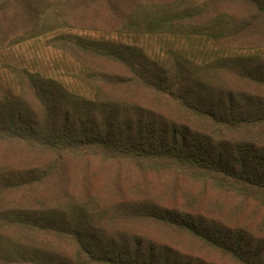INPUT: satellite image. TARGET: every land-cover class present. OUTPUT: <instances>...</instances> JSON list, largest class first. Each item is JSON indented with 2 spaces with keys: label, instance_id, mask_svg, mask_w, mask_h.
Listing matches in <instances>:
<instances>
[{
  "label": "trees",
  "instance_id": "trees-1",
  "mask_svg": "<svg viewBox=\"0 0 264 264\" xmlns=\"http://www.w3.org/2000/svg\"><path fill=\"white\" fill-rule=\"evenodd\" d=\"M57 27L75 81L0 102V264H264V0H0V49Z\"/></svg>",
  "mask_w": 264,
  "mask_h": 264
},
{
  "label": "rangeland",
  "instance_id": "rangeland-1",
  "mask_svg": "<svg viewBox=\"0 0 264 264\" xmlns=\"http://www.w3.org/2000/svg\"><path fill=\"white\" fill-rule=\"evenodd\" d=\"M52 8L53 7H47L45 9L46 11L42 15L43 19L40 22L42 29H46L45 27H50L53 25L54 26L62 25L57 23L58 21L55 19V15H53L51 12L46 14V12L50 11V9ZM105 13H108V11L104 12L102 10L99 18L97 19L96 24L99 28H92L90 26L85 27L86 24L83 20L75 21L76 19L70 18V22H69L71 26L70 28H74V29H68V32H71L75 35H79L80 37H86V38L92 37L95 40L97 39L99 40L102 38L112 39V40L115 39V37L105 35L107 32L105 33L103 29L106 28L105 26H101L100 20L105 18L106 16ZM65 31H67L65 30V28L57 27L55 32L48 34L44 37H41L39 39H34L31 41L23 40L24 42L22 40L11 41L8 42L6 45H4L2 49H0V102H3L8 98H11V92H14L15 94L18 93L17 83L20 82V78L22 76L27 77V72L31 74L40 73L44 77L63 80L67 84H71L75 81V77H74V74L76 75L75 67L72 64L70 55L68 53L64 54L65 52L63 51L64 50L63 48L66 49L71 46L73 47L76 41H72L73 42L72 43L71 39L69 41L66 40V38H63L61 36L63 34L61 33H64ZM139 43L142 45V47H144L145 51L149 56L155 58L160 57L161 59L166 58V56L170 54V48H168V45L172 44V42L162 40L160 38L142 39L139 40ZM68 44H70V46ZM95 162H96L95 163L96 166L94 167L95 169L104 171L107 168L106 166H103L100 161H95ZM18 167L20 166L18 165ZM89 181L91 180L89 179ZM0 185L4 186L2 182H0ZM4 187H0V196L8 192V190H5ZM14 190H16L15 198L13 196L12 198H10V200H8L6 204V206L10 209L16 206L13 203L14 201L18 202L19 206L22 207L23 206L26 207V204L29 201H31L29 208H32L33 210H37L40 212H47V210H50L52 207H57V209L62 208L59 204L63 200L58 199L57 203L49 201L45 195V189L38 191V193L35 191L36 194L41 198H38V196H36L35 199L33 200L27 197L28 195L23 190V188L17 187V189ZM95 191L100 193L102 192V189L99 186H97ZM105 200H108L105 201L106 205L108 206V209L110 206H113L114 203L117 204V201L113 196H106ZM67 202L68 200H64L62 203L63 206ZM92 209H94V207H91V210ZM158 235L159 233L157 231V233L155 234L156 236L155 238H158L159 237Z\"/></svg>",
  "mask_w": 264,
  "mask_h": 264
}]
</instances>
